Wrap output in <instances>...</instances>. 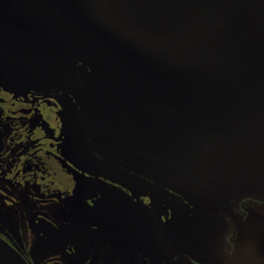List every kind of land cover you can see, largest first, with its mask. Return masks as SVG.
<instances>
[{"label": "water", "instance_id": "water-1", "mask_svg": "<svg viewBox=\"0 0 264 264\" xmlns=\"http://www.w3.org/2000/svg\"><path fill=\"white\" fill-rule=\"evenodd\" d=\"M0 73L44 94L81 82L91 152L150 192L158 227L194 226L213 254L228 218L237 264H264V0H0ZM0 264L27 263L0 240Z\"/></svg>", "mask_w": 264, "mask_h": 264}, {"label": "flooded vegetation", "instance_id": "flooded-vegetation-1", "mask_svg": "<svg viewBox=\"0 0 264 264\" xmlns=\"http://www.w3.org/2000/svg\"><path fill=\"white\" fill-rule=\"evenodd\" d=\"M79 105L72 94L10 93L0 84V240L27 264H237L240 231L228 218L213 254L191 241L194 226L152 228L153 212L161 223L169 216L91 152ZM118 193L149 205V225L136 223L137 205L120 208ZM252 205L243 200L232 213L246 221Z\"/></svg>", "mask_w": 264, "mask_h": 264}, {"label": "rangeland", "instance_id": "rangeland-1", "mask_svg": "<svg viewBox=\"0 0 264 264\" xmlns=\"http://www.w3.org/2000/svg\"><path fill=\"white\" fill-rule=\"evenodd\" d=\"M1 76V73H0ZM81 82H78L75 86H72L70 89H68L66 92H63L64 95L69 96L70 94H81L82 92V84H80ZM0 84L7 89L8 92L10 93H17L20 91H23L24 89H22L21 87L17 86L16 84L12 83L10 80H6L0 77ZM26 91V90H24ZM72 108V106H69ZM68 122L73 126L74 122L72 119H69ZM88 157L90 160L93 161L92 155H90L88 153ZM123 194H115V198L117 200V202L119 203L118 205L120 206L121 209H124L127 206H135L137 205L136 208V212H135V221L138 225H143V224H147L148 220L144 218V220L141 217V213H142V209L144 208L145 212H149L151 210L150 207L147 206L146 208V204H144V202L142 200H140L139 197L134 198L136 201L135 203H132L131 201H129L128 199L124 198L122 196ZM148 214V213H147ZM149 219L151 220V224L153 223V217L152 215L149 216ZM145 221V222H144ZM149 225V223H148Z\"/></svg>", "mask_w": 264, "mask_h": 264}]
</instances>
